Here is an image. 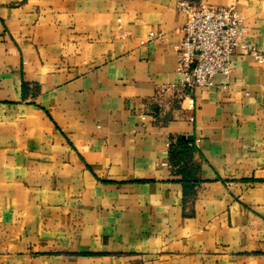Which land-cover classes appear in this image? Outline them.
Segmentation results:
<instances>
[{
  "label": "crops",
  "instance_id": "0c3cea01",
  "mask_svg": "<svg viewBox=\"0 0 264 264\" xmlns=\"http://www.w3.org/2000/svg\"><path fill=\"white\" fill-rule=\"evenodd\" d=\"M194 1L233 5L264 54V0ZM186 20L0 0V264H264V60L235 50L191 105Z\"/></svg>",
  "mask_w": 264,
  "mask_h": 264
},
{
  "label": "built area",
  "instance_id": "2783aa9c",
  "mask_svg": "<svg viewBox=\"0 0 264 264\" xmlns=\"http://www.w3.org/2000/svg\"><path fill=\"white\" fill-rule=\"evenodd\" d=\"M177 8L187 15L176 50L182 94L191 105L196 87L212 85L217 74L230 76L235 50L264 60V54L247 38L243 18L233 5L177 0Z\"/></svg>",
  "mask_w": 264,
  "mask_h": 264
},
{
  "label": "trees",
  "instance_id": "16d2710c",
  "mask_svg": "<svg viewBox=\"0 0 264 264\" xmlns=\"http://www.w3.org/2000/svg\"><path fill=\"white\" fill-rule=\"evenodd\" d=\"M171 155H172V158H173V162L175 163L176 160L174 159L175 157L176 158H186L185 155H186V150H183V151H178L177 150V147L175 146H172L171 147ZM186 172V171H185Z\"/></svg>",
  "mask_w": 264,
  "mask_h": 264
}]
</instances>
